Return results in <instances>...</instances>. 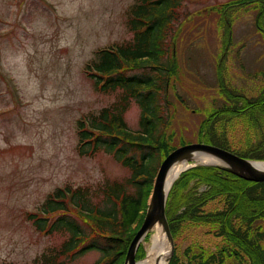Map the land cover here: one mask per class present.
<instances>
[{
    "label": "rangeland",
    "instance_id": "1",
    "mask_svg": "<svg viewBox=\"0 0 264 264\" xmlns=\"http://www.w3.org/2000/svg\"><path fill=\"white\" fill-rule=\"evenodd\" d=\"M134 1L0 0V262L38 264L40 253L64 239L61 233L38 232L25 217L48 192L65 184L96 189L128 175L111 154L81 156L75 147L78 119L115 99V94L94 89L84 65L97 49L131 37L127 10ZM219 1L224 0H183L167 37L171 42L179 28V79H171L166 91L172 115L166 131L174 133L175 146L197 142L199 123L219 106L218 60L223 59L227 80L250 96L262 84V77L253 76L264 70V31L255 26V12L208 9ZM226 27L231 30L228 51L221 44ZM139 114L140 107L131 100L124 113L130 129L138 128ZM229 136L233 147L246 138L240 126ZM219 207L215 200L206 209ZM153 232L141 242L144 250ZM94 242L102 244L101 239ZM174 243L184 259L191 250L215 252L221 240L194 226ZM100 255L92 249L67 264H92ZM238 255L225 264H249L245 255Z\"/></svg>",
    "mask_w": 264,
    "mask_h": 264
},
{
    "label": "trees",
    "instance_id": "2",
    "mask_svg": "<svg viewBox=\"0 0 264 264\" xmlns=\"http://www.w3.org/2000/svg\"><path fill=\"white\" fill-rule=\"evenodd\" d=\"M182 1L135 0L127 10L131 37L97 49L84 65L94 89L115 94V99L98 112L78 119L77 154H111L128 175L108 180L96 189L88 185L58 186L47 193L37 210L27 211L26 219L38 232L65 235L60 244L36 257L38 264H67L92 249L101 252L92 264H123L130 240L145 215L157 167L176 147L174 133L166 131L172 119L166 91L171 79H179L175 47L179 28L171 42L167 37ZM258 17L262 23L263 16ZM230 39L231 30L226 27L224 49ZM222 61L216 75L223 102L199 123L198 141L264 160V70L253 73L255 79L263 80L258 93L250 96L230 84ZM131 100L140 107L136 130L130 129L124 118ZM238 126L246 138L242 145L233 147L229 133ZM215 200L220 207L206 209ZM165 213L174 239L186 228L196 226L221 240L215 252L191 250L180 259L175 251L169 264H225L238 241L249 254L245 256L250 264H264V181H247L215 167L192 166L173 182ZM249 233L250 246H244ZM97 239L102 240L99 246L94 242ZM144 254L140 245L136 259Z\"/></svg>",
    "mask_w": 264,
    "mask_h": 264
},
{
    "label": "water",
    "instance_id": "3",
    "mask_svg": "<svg viewBox=\"0 0 264 264\" xmlns=\"http://www.w3.org/2000/svg\"><path fill=\"white\" fill-rule=\"evenodd\" d=\"M260 164H264V160L242 157L219 146L206 143L193 142L173 149L158 166L144 218L130 240L123 264H137L140 260L135 257L137 249L149 232L155 228L162 231L169 245L166 256L168 264L174 250V240L166 218L165 206L171 186L182 171L192 166L215 167L247 181L262 182L264 181V168ZM181 166L178 174L170 179L171 172H176Z\"/></svg>",
    "mask_w": 264,
    "mask_h": 264
},
{
    "label": "flooded vegetation",
    "instance_id": "4",
    "mask_svg": "<svg viewBox=\"0 0 264 264\" xmlns=\"http://www.w3.org/2000/svg\"><path fill=\"white\" fill-rule=\"evenodd\" d=\"M243 1H247L248 5H251V6L243 8L244 6L241 5L242 0H224V1L214 2L213 5H218V6H215L212 9L222 14L227 13L228 10L230 11L234 9L236 10L242 9V11L255 12L254 13L255 14L254 23H255L256 28L260 30L262 33V31L264 30V19L262 23H260V21L258 23V20H259L258 16L262 15L264 18V0H243ZM219 5H223V7L220 8ZM250 242H251V238H250V233H249L247 234V241H244V246L246 245L250 246ZM239 245H240L239 241L235 243L233 247V251H232L233 256L235 257L236 255L242 253L243 255H246L249 257V254L245 251V249L240 248Z\"/></svg>",
    "mask_w": 264,
    "mask_h": 264
},
{
    "label": "bare ground",
    "instance_id": "5",
    "mask_svg": "<svg viewBox=\"0 0 264 264\" xmlns=\"http://www.w3.org/2000/svg\"><path fill=\"white\" fill-rule=\"evenodd\" d=\"M222 102L223 101L221 100V103ZM197 142L206 143L203 141H197ZM206 144H210V143H206ZM210 145H214V144H210ZM215 146H217V145H215ZM226 150H228V149H226ZM229 151L232 153H235L231 150H229ZM235 154H237V153H235ZM260 166L264 168V164H260ZM181 168H182V166L179 169H177L176 172L172 171L171 175H170V179L171 178L173 179V177H175L178 174V171ZM157 169H158V167H157ZM170 179L168 180V183H169ZM145 251H146V253H145L146 255L144 256V258L140 259L137 262V264H167L166 256H167V253L169 251V245L167 244V242H166V240L162 234V231L159 228H155V232H153L151 234L150 240L146 243ZM175 251L176 250L174 247L171 258H172ZM171 258H170V260H171ZM168 264H169V262H168Z\"/></svg>",
    "mask_w": 264,
    "mask_h": 264
}]
</instances>
